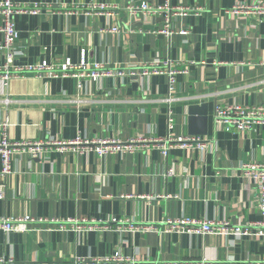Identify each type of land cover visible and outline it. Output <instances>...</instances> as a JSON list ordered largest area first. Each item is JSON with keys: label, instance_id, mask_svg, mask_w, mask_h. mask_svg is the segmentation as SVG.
Wrapping results in <instances>:
<instances>
[{"label": "crops", "instance_id": "0c3cea01", "mask_svg": "<svg viewBox=\"0 0 264 264\" xmlns=\"http://www.w3.org/2000/svg\"><path fill=\"white\" fill-rule=\"evenodd\" d=\"M16 1L48 5L37 15H15L18 65L77 64L84 53L87 62L126 68L170 59L187 73L177 75L170 95L165 75L83 79L80 87L73 77L44 74L0 80V124L8 122L10 140L164 137L170 110L174 135H199L208 146L171 149L166 158L152 147L107 156L49 148L32 160L13 157L12 172L0 179L5 184L0 217L29 215L48 222L29 223L24 232L0 229V259L76 264L118 253L138 264H264V239L255 236L130 228H160L162 221L182 217L239 225L262 220L255 189L240 165L264 159V125L237 133L214 121L218 104L264 105V14L231 13L257 0H170L196 11L174 18L170 37L156 31L162 13L128 9L164 0ZM97 4L115 7L108 14L86 9ZM5 61L0 51V65ZM191 108H197V119L189 125ZM168 166L173 173L166 176ZM52 219H84L98 227L80 230L65 222L61 229Z\"/></svg>", "mask_w": 264, "mask_h": 264}, {"label": "built area", "instance_id": "2783aa9c", "mask_svg": "<svg viewBox=\"0 0 264 264\" xmlns=\"http://www.w3.org/2000/svg\"><path fill=\"white\" fill-rule=\"evenodd\" d=\"M48 5L34 2L33 4H20L16 0H0V51L6 52V61L0 65V80L6 81L13 77L26 74L46 75V77H73L77 79L80 87L83 79H98L107 77H144L146 75H165L167 77V92L172 94L175 91L176 77L179 74H186L187 70L183 65L173 63L170 59L154 58L150 61L141 63L138 66L124 67L122 65H107L104 62H87L85 54L82 53L77 64L65 63H47L42 61L36 65H18L14 62L15 49L14 43L18 38V30L15 26L14 17L18 13L39 14L43 8ZM113 5L97 4L87 6L88 11L99 14H108L112 12ZM132 13H152L163 14V25L157 29V33L170 37L173 34L172 21L174 18L196 11L182 6H173L170 0H164V4L153 6L148 1H143L139 5L129 6ZM74 8H70L68 13H73ZM231 13H253L264 14V0H257L251 4H239L232 8ZM111 32H118L117 27H111ZM179 33L185 35L187 30L181 29ZM169 99H167L168 101ZM215 123L223 124L227 130L237 133L252 131L256 126L264 125V105H236V104H218L214 108ZM8 122L0 124V179H4L12 172V160L15 156H24L29 160L35 159L38 155L44 153L49 148L58 152L72 151L75 153L94 152L98 156H107L115 153H136L143 149L152 147L160 151L166 158L171 149L179 148H198L205 149L208 146V140L199 135H174V118L170 110L167 111V134L164 137H142L136 136L129 140L121 141L115 138L88 139L75 135L68 140H32V141H12L8 138L6 127ZM241 173L244 179L251 184L256 193V203L262 220L250 224H233L225 219H195V218H175L162 221V227L153 225H130L131 229H152L159 232H186L188 234H219L225 236L249 237L255 236L264 239V159L253 162L241 163ZM173 167L168 166L165 175H172ZM5 184L0 182V199L4 195ZM48 222V220L34 219L29 215L21 217H0V229L3 231L24 232L28 229L29 223ZM56 222L59 228H65V222H69L74 229H94L98 227L95 224H89L84 219L77 220H50ZM106 228L107 226H103ZM79 230V231H80ZM0 264H17L13 259H0ZM76 264H138L136 259L124 257L118 253L113 255L91 258L89 261L80 259ZM164 264H210L206 261L200 262H168ZM253 264V263H246Z\"/></svg>", "mask_w": 264, "mask_h": 264}, {"label": "water", "instance_id": "95a60500", "mask_svg": "<svg viewBox=\"0 0 264 264\" xmlns=\"http://www.w3.org/2000/svg\"><path fill=\"white\" fill-rule=\"evenodd\" d=\"M195 110H197V108H191V109H189V116H188V123H189V125H192L195 122V120L197 119V117L194 116ZM204 118L205 117H203V121H205ZM201 132H203V131H201Z\"/></svg>", "mask_w": 264, "mask_h": 264}]
</instances>
